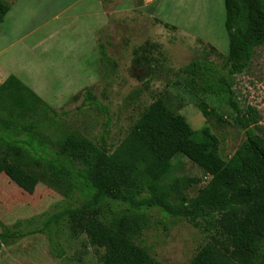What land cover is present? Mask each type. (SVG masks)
I'll use <instances>...</instances> for the list:
<instances>
[{
	"label": "trees",
	"instance_id": "obj_1",
	"mask_svg": "<svg viewBox=\"0 0 264 264\" xmlns=\"http://www.w3.org/2000/svg\"><path fill=\"white\" fill-rule=\"evenodd\" d=\"M99 1L106 6L110 0ZM223 3L228 53H218L219 68L203 65L201 74L206 88L223 98L245 135L227 160L219 155V140L209 127L192 129L161 98L144 109L111 150L76 130L44 133L35 117L45 110L57 119L59 111L13 75L0 84V174L28 194L40 179L52 187L60 185L67 194L78 188L82 204L58 218L67 222L73 238L86 236L97 264H162L133 242L146 213L156 209L205 233L206 241L187 264H264V138L257 132V110L241 108L233 90L234 76L248 69L255 49L264 45V0ZM8 10L0 3V23ZM99 54L103 79L108 59L101 42ZM80 96L81 104L98 103L89 88L71 100ZM177 155L209 177L191 199L183 191L199 179L172 178ZM170 195L180 196L176 204ZM111 202L125 206L121 216L108 214Z\"/></svg>",
	"mask_w": 264,
	"mask_h": 264
},
{
	"label": "rangeland",
	"instance_id": "obj_2",
	"mask_svg": "<svg viewBox=\"0 0 264 264\" xmlns=\"http://www.w3.org/2000/svg\"><path fill=\"white\" fill-rule=\"evenodd\" d=\"M73 1L0 0L9 7L0 23V56L10 53H3L8 42L22 44L23 38L24 45L30 47L33 37L29 35L39 32L36 25L43 29L62 23L58 17H67L66 6ZM102 11L105 23L99 39L108 59L106 76L86 87L98 103L81 104L80 96L60 108L57 119L42 110L35 117L42 131L60 135L76 130L112 150L144 109L161 98L171 111L183 115L192 129L209 127L219 140V155L227 160L245 135L223 98L206 88L201 74L203 65L219 68L218 53H228L223 0H110L102 5ZM15 59L17 68L19 55ZM194 62L197 65L192 68ZM44 69L41 73L50 72ZM45 76L53 83L46 82L43 90L57 99L62 84ZM233 90L241 108L257 110V132L264 138V45L255 49L248 69L234 76ZM173 161L172 178L199 179L183 191L188 199L193 198L209 177L182 155ZM83 199L78 188L67 194L65 188L58 184L52 187L45 179L28 194L0 174V264H97L86 236L73 238L67 222L58 218L66 210L79 207ZM169 199L176 204L180 196L170 195ZM106 208L117 218L125 206L111 202ZM206 238L186 220L156 209L146 213L141 233L133 242L162 264H187Z\"/></svg>",
	"mask_w": 264,
	"mask_h": 264
},
{
	"label": "crops",
	"instance_id": "obj_3",
	"mask_svg": "<svg viewBox=\"0 0 264 264\" xmlns=\"http://www.w3.org/2000/svg\"><path fill=\"white\" fill-rule=\"evenodd\" d=\"M67 8V17H58L62 23L43 29L36 25L39 32L29 35L33 37L30 47L24 45L23 38L22 44L8 42L3 53H10L0 56V84L13 75L56 111L100 78L99 35L105 23L102 4L99 0H74ZM18 55L21 63L16 68L13 62ZM43 67L50 72L41 73ZM45 75L62 84L57 99L43 90L46 82L53 83Z\"/></svg>",
	"mask_w": 264,
	"mask_h": 264
}]
</instances>
